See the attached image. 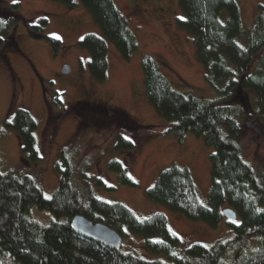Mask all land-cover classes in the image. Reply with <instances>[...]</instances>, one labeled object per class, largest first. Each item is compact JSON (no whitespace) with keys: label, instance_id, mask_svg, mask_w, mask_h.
Returning a JSON list of instances; mask_svg holds the SVG:
<instances>
[{"label":"trees","instance_id":"obj_1","mask_svg":"<svg viewBox=\"0 0 264 264\" xmlns=\"http://www.w3.org/2000/svg\"><path fill=\"white\" fill-rule=\"evenodd\" d=\"M52 1L69 8L76 6L74 0ZM78 1L100 30V35L86 33L77 42L88 51L91 79L100 83L107 76V42L127 60L137 49L136 37L113 0ZM5 3V8L0 7V47L24 19L19 3ZM177 4L181 18L176 24L192 37L195 59L203 68L206 84L217 97L201 98L174 89L156 59L148 54L140 60L145 97L155 113L167 122L166 134L174 135L182 143L186 134L191 133L212 148L211 181L206 202H201L190 172L173 164L157 173L145 196L211 228L225 218L222 210L229 207L237 215L235 220L225 218L230 237L216 239L208 245L194 241L178 251L182 240L168 229L162 213L139 218L123 203L107 202L90 192L82 193L74 180L71 142L58 151L53 169L59 177L50 198L43 195L33 176L16 168L0 172L1 256L21 264H264V173H257L241 155L238 138L242 123L236 118L238 109L232 105L241 102L245 117L252 119L253 124L264 125V75L254 65L264 51V4L257 5L247 30L235 0H177ZM47 24L46 17H39L27 21L26 28L34 37L46 39L57 52L60 41L43 33ZM247 90L255 94L257 112L251 110L247 96L241 93ZM55 94L54 103L61 104L58 92ZM5 125L18 136L22 161L28 164L42 161L43 155L36 145L37 122L29 111L17 108ZM115 148L132 150L134 143L118 134ZM257 155L264 160L261 144ZM88 169L85 162L77 171L83 181L88 179ZM107 169L115 173L118 184L136 186L122 161L109 160ZM95 182L107 190L114 189L100 177ZM32 206L49 211L56 220L41 225L28 216ZM75 214L103 222L122 237L127 232L142 236L145 248L164 255L167 261L146 260L124 253L120 248L106 246L76 232L70 224ZM251 238L256 240L255 245L244 249V242Z\"/></svg>","mask_w":264,"mask_h":264},{"label":"rangeland","instance_id":"obj_2","mask_svg":"<svg viewBox=\"0 0 264 264\" xmlns=\"http://www.w3.org/2000/svg\"><path fill=\"white\" fill-rule=\"evenodd\" d=\"M4 1L19 3L24 19L0 47V172L16 168L20 173L33 176L43 195L50 198L59 177L53 169L58 151L72 142L74 180L83 194L90 192L104 201L123 203L139 218L162 213L168 229L182 240L178 251L194 241L208 245L216 239L229 238L225 218L211 228L145 196V190L157 173L173 164L190 172L201 202H206L211 181L209 154L212 148L191 133L186 134L182 143H178L174 135L166 134L167 122L155 113L145 97L140 65L145 54L156 59L174 89L201 98L217 97L206 84L203 68L195 59L192 37L176 24L181 18L177 0H113L136 37L137 49L125 60L115 46L107 42V76L100 83L94 82L89 74L88 51L77 44L86 33L100 35V30L78 0H74L73 8L52 0H0L1 8L6 6ZM235 1L247 30L254 20L257 5L264 4V0ZM39 17L48 19L43 33L60 41L57 52L46 39L34 37L26 28L27 21ZM238 42L245 46L242 40ZM254 65L264 75V51ZM64 66L69 67L68 72L62 71ZM55 92L61 104L54 103ZM241 93L247 96L251 110L257 112L255 94L250 90ZM234 103L239 111L236 118L242 123L238 138L241 155L257 173H264V160L257 155L259 144L264 147V125L253 124L252 119L243 114L241 102ZM17 108L29 111L37 122L36 145L43 155L38 163L22 161L18 136L5 125ZM118 134L129 138L134 148L116 149ZM111 159L125 164L136 186L117 183L115 173L107 169ZM85 162L89 166L87 181L77 174ZM96 177L114 189L97 185ZM28 216L41 225L56 220L49 211L36 206L31 207ZM255 242L254 238L246 240L244 249L253 247ZM120 249L146 260L167 261L164 255L147 250L143 237L138 234L127 232ZM0 264L21 263L0 255Z\"/></svg>","mask_w":264,"mask_h":264},{"label":"water","instance_id":"obj_3","mask_svg":"<svg viewBox=\"0 0 264 264\" xmlns=\"http://www.w3.org/2000/svg\"><path fill=\"white\" fill-rule=\"evenodd\" d=\"M62 71L68 72L69 67L64 66ZM235 100L236 98L233 99V101ZM222 214L228 220H235L237 216L236 212L229 207L224 208ZM70 224L76 232L97 242L116 249L121 247L122 236L120 233L103 222H93L82 214H75L71 218Z\"/></svg>","mask_w":264,"mask_h":264}]
</instances>
